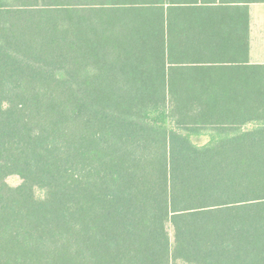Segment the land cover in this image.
Segmentation results:
<instances>
[{
    "label": "trees",
    "instance_id": "16d2710c",
    "mask_svg": "<svg viewBox=\"0 0 264 264\" xmlns=\"http://www.w3.org/2000/svg\"><path fill=\"white\" fill-rule=\"evenodd\" d=\"M214 1L0 0V264H264V63Z\"/></svg>",
    "mask_w": 264,
    "mask_h": 264
},
{
    "label": "crops",
    "instance_id": "0c3cea01",
    "mask_svg": "<svg viewBox=\"0 0 264 264\" xmlns=\"http://www.w3.org/2000/svg\"><path fill=\"white\" fill-rule=\"evenodd\" d=\"M219 3L220 0H215L207 5L221 7L218 15L222 20L235 24V27L223 30L228 35H235L240 42L242 39L239 44L248 50L251 63H264V2H233L228 4L230 6Z\"/></svg>",
    "mask_w": 264,
    "mask_h": 264
},
{
    "label": "rangeland",
    "instance_id": "374dc122",
    "mask_svg": "<svg viewBox=\"0 0 264 264\" xmlns=\"http://www.w3.org/2000/svg\"><path fill=\"white\" fill-rule=\"evenodd\" d=\"M193 140L199 144H203L207 141V137H194ZM8 181L11 183V184H18L20 183V178L18 176H12V177H9Z\"/></svg>",
    "mask_w": 264,
    "mask_h": 264
}]
</instances>
